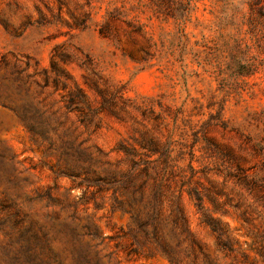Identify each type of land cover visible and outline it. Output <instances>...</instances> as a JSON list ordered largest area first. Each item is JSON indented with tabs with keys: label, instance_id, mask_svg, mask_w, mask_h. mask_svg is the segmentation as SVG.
Segmentation results:
<instances>
[{
	"label": "rangeland",
	"instance_id": "rangeland-1",
	"mask_svg": "<svg viewBox=\"0 0 264 264\" xmlns=\"http://www.w3.org/2000/svg\"><path fill=\"white\" fill-rule=\"evenodd\" d=\"M239 167L264 179V0H0V264H264Z\"/></svg>",
	"mask_w": 264,
	"mask_h": 264
},
{
	"label": "trees",
	"instance_id": "trees-1",
	"mask_svg": "<svg viewBox=\"0 0 264 264\" xmlns=\"http://www.w3.org/2000/svg\"><path fill=\"white\" fill-rule=\"evenodd\" d=\"M79 93L80 89L78 90ZM81 100H76L75 98H71L70 100V104L69 106H78L79 104H82V108H90V105H88L87 101H86V95L81 93ZM91 113H95L99 114L101 111L100 110H92L89 109ZM151 142V141H150ZM157 144H155V142H151V146L150 145H143L142 148L149 151V153L154 156L157 155L159 153L157 147ZM119 151L124 152L126 154V156L133 161L136 166H138V169L141 170V167L139 166H144L145 172L152 170V168H149L150 166L148 165L146 167V165H137L136 160L137 159H141L143 157V153H139V151L131 149L129 147H126L124 144H120ZM154 163H160V160H155L153 161ZM157 173V172H156ZM231 178L235 179L237 181V184L241 187H243L244 189H246V191H248L251 195H255L257 197H259L260 199L264 200V179L262 180V177L259 176V172L258 171H252L250 172V170H245L239 167V169L230 174ZM137 178V172L135 171L134 173H131V175L127 178L126 181H128V183L130 185H134L133 189V195L138 193L140 195H142V186L139 189L135 188V180ZM156 179V183L158 184V191L159 193H161V187L158 182L159 179ZM124 188H127V184L124 182L122 183ZM129 185V186H130ZM189 195L191 196V198H193L194 200L197 201V205L200 207L201 210H203V202H204V198L203 196L199 193V192H194V191H189ZM118 208L120 210H123L124 212L127 213H131V211L129 209H127L126 207H124V205L122 203H118ZM210 229L211 231L217 236L220 245H226L228 246V243L230 241V236L228 233V230L223 226V224L221 223V221L214 219L213 217H210L209 215H204V221H203ZM225 238H227L228 240H225ZM226 242H228L226 244Z\"/></svg>",
	"mask_w": 264,
	"mask_h": 264
}]
</instances>
